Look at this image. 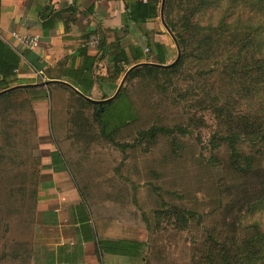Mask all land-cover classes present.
<instances>
[{"label": "rangeland", "instance_id": "374dc122", "mask_svg": "<svg viewBox=\"0 0 264 264\" xmlns=\"http://www.w3.org/2000/svg\"><path fill=\"white\" fill-rule=\"evenodd\" d=\"M209 1L211 4L191 19L199 27H217L224 19L226 29L231 31L238 19L241 26L264 21V17L254 15L249 7L241 6L232 8L225 18L226 7L231 2ZM173 8L172 20L180 21L186 12L178 7V2ZM164 31L167 36V30ZM261 39L264 43V33ZM144 54L149 57L147 51ZM176 58L174 44L165 65ZM111 66L109 63L110 70ZM210 67L215 69L212 63H200L192 57L169 79L138 75L125 80L121 99L112 104L118 107L110 111L113 120H117L129 104L135 120L109 134L112 141L101 135V128L93 119L97 106L88 105L70 90L52 87L46 100L32 103L35 133L25 106L24 110L14 111L7 108L11 104L0 102V131L9 124L4 116L7 115L6 120L12 118L15 125L11 129L16 133L11 134L12 141L21 147L15 157L2 148L0 135V153L14 159L0 165V219L4 226L17 233L21 223L31 226L36 222L39 193L47 192L51 180L50 166L43 165V159L56 148L66 164V174L88 208L98 238L131 239L147 245L144 262L104 256L98 259V264H194L192 254L209 231L218 233L225 231L228 223L246 226L255 220L264 231V211L248 209L263 194L264 178L258 176V171H264V157L253 162L254 171L246 175L231 170L230 149L217 140L228 132L227 128L206 108L215 97L221 101L227 97L235 113L245 106L254 109L259 106L253 99L242 103L236 88L228 86L226 79L211 72ZM124 74L105 93L106 99L114 95ZM90 98L102 99L101 91L96 90ZM258 104L264 109V97ZM37 113L44 117L40 123ZM176 127L185 132L165 135L154 131L153 139L148 134L142 136L150 129ZM6 137L10 134L6 133ZM214 144L219 146L213 147ZM238 150L244 155L253 153L246 141L240 142ZM23 183L26 193L19 194L17 190ZM33 188L34 198L30 196ZM22 196L25 198L21 199ZM168 208L190 211L195 220L185 230H179L176 227L180 223L167 216Z\"/></svg>", "mask_w": 264, "mask_h": 264}, {"label": "trees", "instance_id": "16d2710c", "mask_svg": "<svg viewBox=\"0 0 264 264\" xmlns=\"http://www.w3.org/2000/svg\"><path fill=\"white\" fill-rule=\"evenodd\" d=\"M46 1L48 5L40 9L41 11L39 12L41 21L40 28L43 33L54 29L60 20L64 26V31H69V24L74 22L72 16L79 10L75 6V2L68 7L56 9L52 3L53 0ZM219 1L221 0H217V3ZM228 1L231 3L226 7L225 18L227 17V13L237 6L249 7L254 15L259 14L261 18L264 17V0ZM175 2H178V7L186 12V15H183L181 20L176 22L171 18V14L174 12L173 4ZM210 4L211 2L209 0H164L163 4L162 0H128L125 3V11L122 18V24L125 28H128L130 25L139 26L152 22L162 15V21L170 31L176 46L177 55L179 54L177 64L171 68L164 69L150 64L165 65L170 56L167 47L159 42L147 41L144 48L132 46L127 51L117 43L111 49L112 51H109L106 38L95 31L83 35L82 45L91 36L98 38L97 45L93 48L85 45L80 47L77 57L84 59L83 68H86L87 77H83L82 80L85 83L90 82L89 88L92 85L91 79L99 87H102L103 80H106V83L113 88L116 86L115 82L121 74H126L127 71L128 73L124 81L138 75L151 79L157 76L169 79L171 75L180 72L183 66L190 62L192 57L200 63H212L215 69L210 67L211 72L225 78L228 86L235 87V93L238 95V98L242 99V103L253 99L255 100V105L259 106L257 109L245 106L244 109L240 108L237 110L238 113H235L227 97H224L223 101L215 97V99L209 101V105H206V108L213 112L218 123L227 128L228 132L218 137L217 140H220L222 143L224 142L230 149L228 166L235 173L246 175L254 171L253 162L255 163L257 159H260L259 157H264V109L258 104L264 97V43L261 39L264 33V21L261 19L255 24L245 26L244 23L241 26L240 19H238L235 23L236 27L231 31L226 29L228 26L224 22V19L221 20L217 27H199L191 19L198 14L200 9ZM66 13L69 14V17L62 19V14ZM89 49H95L97 53L91 56L88 53ZM143 49H147L149 57L144 54ZM108 55H111L109 60V63L112 65L111 70L104 63V59ZM150 56H152V59ZM146 59H149V62H142V60ZM20 61V56L0 40V92L6 91L0 95V102L3 104H11L7 108L13 109L14 111L17 109L21 111L25 108L34 123L35 133L36 121L32 110V103L46 100L48 96L47 92L52 87H59L65 90H69V87L67 85L66 87L65 84L60 82L21 85L20 79L16 77L15 73L19 70ZM32 65L37 71L41 70L40 68L42 66L37 64L36 61H33ZM100 65L105 69L104 76L99 67ZM124 67L128 68L127 71L124 70ZM58 80L62 79L58 78ZM13 85L17 86L13 87ZM120 90L113 101L103 105V110L93 116L94 121L101 128V135L109 141H112L110 135L118 128L135 120V115L131 111L129 104L127 105L125 114L117 120H113V113L110 111V108L118 107L112 104H114V101L121 99ZM70 92L74 96L84 100L78 93L74 91ZM80 92L83 96L89 97L88 93ZM163 92H165V89ZM102 96L103 99L107 98L104 94ZM87 104L89 105L90 103L87 102ZM23 106L25 107L23 108ZM94 106L96 107V105ZM97 111L98 106L95 112ZM6 117L7 115L4 116V121H8L9 124L3 127L4 130L0 131L3 140L2 148L9 150L8 152L11 151L17 157L16 152L21 150L20 143L12 141L13 136L11 137V134H16L11 129L12 125H15V122L12 118L11 120H6ZM154 131L165 135L171 134L173 131H179L181 134L185 132L180 127L173 129L157 128L156 130L150 129L147 132H143L142 136L148 134L149 138L153 139L155 136ZM6 133L10 134L9 138L6 137ZM242 141L249 143V146L253 150L252 154L244 155L238 150V146ZM217 146L219 145H213V147ZM13 156L11 155L9 157L13 158ZM48 156L51 159V166L54 170H66V164L58 150L49 153ZM13 161L14 159L11 160L3 157L2 154L0 155V165ZM258 172V176L263 179L264 171ZM261 184L263 186V194L248 208L250 212L264 211V179ZM17 191L19 194H25V183ZM30 196L35 197L34 188L30 190ZM24 198L23 196L21 197V199ZM82 204L86 206L84 201H82ZM165 212L170 219L174 218L175 223L177 221L180 223L176 227L179 230H185L190 222L195 220L192 212L182 211L179 208H168ZM80 222L82 224L84 223L83 227L85 228V236L83 239L94 243V253L98 259L104 255H110L145 261L146 243L131 239H100L89 225V216L83 212L80 217ZM228 224L229 227L225 231L220 230L218 233L209 231L206 234L200 248L192 254L193 263L264 264V231L261 229L259 222L255 220L246 226L240 223V226L237 223ZM0 228H2L0 231L5 233L9 230V226H4L2 219H0Z\"/></svg>", "mask_w": 264, "mask_h": 264}, {"label": "crops", "instance_id": "0c3cea01", "mask_svg": "<svg viewBox=\"0 0 264 264\" xmlns=\"http://www.w3.org/2000/svg\"><path fill=\"white\" fill-rule=\"evenodd\" d=\"M73 2L79 10L72 16L74 22L69 24V31H64L60 20L54 29L43 33L39 12L48 5L46 0H0V40L20 56V67L15 73L21 85L60 82L67 85L70 91H73L70 88L72 87L79 94L80 91L88 93L89 98L96 90L108 97L105 93L111 91L112 87L106 80H103L102 87H99L91 79V88L90 82L85 83L82 80L87 77L86 68H83L84 59L78 58L77 54L78 49L82 47L83 35L89 32L95 31L103 35L109 51H112L117 43L126 51L132 46L144 48L147 41L165 45L168 52L174 46L168 39L169 33L167 36L164 34L165 27L160 16L152 22L125 28L122 18L128 0L52 1L56 9L68 7ZM68 17V13L61 16L62 19ZM159 33L161 34L158 35ZM15 34L38 37V47L33 50L26 49L14 39ZM146 50L143 49V52ZM88 53L94 56L97 51L89 49ZM110 57L111 55H108L104 59L106 66H109ZM150 57L152 59V56ZM33 61L42 66L40 71L33 67ZM99 67L104 76L105 69L102 65ZM37 117L39 123L44 118H41L39 113ZM54 151L56 148L50 153ZM43 165L50 166L51 180L47 192L39 193L36 222L31 226L21 223L17 233H13L11 229L7 234H0V264H98L94 243L83 239L85 228L84 223L80 222V217L82 212L89 216L87 206H83L80 194L66 170H54L50 157L43 159ZM89 225L97 235L90 217Z\"/></svg>", "mask_w": 264, "mask_h": 264}, {"label": "water", "instance_id": "95a60500", "mask_svg": "<svg viewBox=\"0 0 264 264\" xmlns=\"http://www.w3.org/2000/svg\"><path fill=\"white\" fill-rule=\"evenodd\" d=\"M163 2H164V0H162V4H163ZM160 17H161V19H162V15H160ZM163 25H164V23H163ZM164 27H165V25H164ZM165 29L167 30V32H168L169 34H171L170 31H169L166 27H165ZM178 60H179V54L177 55V58L175 59V61H174L173 63L169 64V65H158V64H154V63H150V64L153 65V66H157V67H160V68H164V69H165V68H171L172 66L176 65L177 62H178ZM127 73H128V71H127ZM127 73H126L125 76L123 77V79H122V81H121V84L118 86V88H117L116 92L114 93V95H113L112 97L108 98V99H104V100H93V99H91V98H89V97H85V96H83L82 94H79V92H77V90L73 89L72 87H70V88H71L73 91L77 92L79 95H81V96L83 97V99H84L85 101H87L88 103L98 106V111L95 112V114L97 115V114H99V113L103 110V105H105V104H107V103H109V102H111V101H113V100L115 99V97H116L117 94L119 93V90H120V88H121V85L123 84L124 78L126 77ZM3 92H6V91H2V92H0V95H1Z\"/></svg>", "mask_w": 264, "mask_h": 264}, {"label": "built area", "instance_id": "2783aa9c", "mask_svg": "<svg viewBox=\"0 0 264 264\" xmlns=\"http://www.w3.org/2000/svg\"><path fill=\"white\" fill-rule=\"evenodd\" d=\"M13 37L20 45H22L26 49L33 50L36 47H38L39 44L38 37H24V36H19L17 34L13 35ZM97 43H98V38L96 36H91L85 43H83L82 47L85 45L88 46L89 48H93L97 45Z\"/></svg>", "mask_w": 264, "mask_h": 264}]
</instances>
